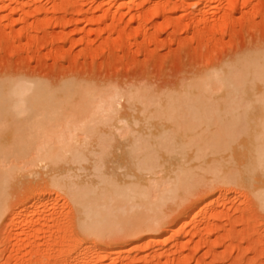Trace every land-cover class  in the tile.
Here are the masks:
<instances>
[{
    "label": "rangeland",
    "instance_id": "rangeland-1",
    "mask_svg": "<svg viewBox=\"0 0 264 264\" xmlns=\"http://www.w3.org/2000/svg\"><path fill=\"white\" fill-rule=\"evenodd\" d=\"M102 1L0 0V92H7L18 80L40 91L26 94L27 102L13 109L8 103L0 108V144L29 145L32 156L37 144L76 143L82 153L79 157L86 160L77 169L80 177L91 172L94 159L114 166L130 158L126 153L136 136L138 144L159 149L178 145L177 154L170 152L176 159H191L193 147L213 141L214 135L230 146L198 147L196 160L217 164L216 159L221 163L228 156L231 159L232 152H247L249 146L244 145H249V136L236 130L239 127L228 124L216 133L213 120L210 127L189 117L179 123L171 120L173 124L159 118L152 107L141 113L140 103L128 101L122 93L139 85L155 95L174 93L195 76L232 64L253 49L260 51L264 48V0H215L203 12L202 0H139L130 6V0L100 5ZM115 89L121 94L113 97ZM88 91L94 93L92 100H86ZM163 94L162 102L166 100ZM2 96L8 95L0 94V100ZM85 100L91 102L86 105ZM97 103L106 109L103 116L97 115ZM78 109L84 113L76 121L71 114ZM142 151L137 157L146 156ZM160 151V157L172 156ZM216 154L220 157L213 158ZM40 172L46 175L50 169ZM210 175L201 173L199 184L189 188H194L193 195L185 191L178 194L180 198L165 202L157 230L128 239L116 229L122 234L114 236L113 232L111 237L107 234L93 241L70 235L72 243L65 236L72 231L68 229L71 224L76 225V216L62 193L46 186L42 174L23 176L11 191L0 220V264H63L64 249L77 253L69 264H264V209L249 201L248 189L220 184ZM34 197L42 199L37 207L41 213L37 209L38 214L25 222L21 209ZM205 203H209L207 208L193 221L194 211ZM151 237L153 241H148ZM75 239L80 241L77 246ZM85 245L87 250L82 248ZM99 250L111 252L99 257L80 255Z\"/></svg>",
    "mask_w": 264,
    "mask_h": 264
},
{
    "label": "bare ground",
    "instance_id": "bare-ground-1",
    "mask_svg": "<svg viewBox=\"0 0 264 264\" xmlns=\"http://www.w3.org/2000/svg\"><path fill=\"white\" fill-rule=\"evenodd\" d=\"M137 1L139 0H130L129 6ZM144 1L148 2L150 0ZM214 1L215 0H202L200 4L202 12L212 6V2ZM227 1L230 2L229 0H226V2ZM111 2H113V0H103L100 5H108ZM226 4L228 5V3ZM127 12H131L130 7L127 9ZM256 49H253L252 52H247V54L243 53L239 55L240 57L238 56L237 59H234V61H232V64L226 66H224L225 64L221 65L218 67V69L212 70L211 73H209V70V74L206 73L207 75L205 74V76L204 74H201L202 77H199L201 76L199 75V78L196 76L194 77L195 79L191 78L190 80L193 81H190L191 83H188V85L186 84L184 86H180L181 88H179V90L177 89V92L173 90L174 93H170L169 91L164 94L162 93L166 99L164 102L160 100L162 94L155 95L151 90H149V88L143 87L142 85L141 86L143 88L139 87V85L138 88L132 87L129 90L126 89L122 93V96H127L128 101L140 103L141 113L146 112L148 108L152 107L154 113L160 116L159 118H164L168 121L170 120L169 122H172L171 120H175L179 123V121L185 120V118L183 117H189L191 120L209 125V123L213 120L216 123V133L226 129L228 124L231 125V127L234 129L239 127L236 130L240 132L242 131L244 134H248L246 136L247 139L249 136V145L243 144L245 147L249 146V148L247 147L249 149H247V152L245 150L244 152H232L230 155L231 159H227L229 157L228 156L224 160L228 161H223V163L218 161L220 158L216 159L217 164L214 162L210 163L209 161H204L203 158L201 160L199 159L200 161L196 160V158H198V154L196 153H199L197 151H200L198 147L206 148L208 146H221L227 148L230 146V143H223L221 142V139H219V136L214 135L213 137H211L213 139L209 138L213 141H205L201 144H196L197 146L193 147L196 148V151L192 148L195 151L193 152L195 153V156L191 159H187L184 157L183 159H176V155L171 154L170 152H173V150H175L174 148L178 147V145L176 147L175 145H172L171 147L162 146L159 149V147H155L150 144H138L139 138L136 136L134 138V141L129 142L130 148L126 153V156L130 158L123 159V161L119 163H117L118 161H113L114 164L117 163L114 166L112 165V163L111 166L105 165V163L107 162L102 158H97L96 160L94 159L93 162L91 161L93 163L91 165V172H87L83 177H80V174L77 173V169L82 168L80 165L82 161L85 160V158L79 157V155L81 156L82 153L81 149L76 143L66 142L58 144H37V146L34 148L32 156L28 155L29 151L31 150L29 148V145L18 144L16 146L0 144V220L10 200L9 198L12 193L11 191L15 188L20 178L23 176L32 177V175L37 174L44 175L45 178L42 179L44 180L46 186H50L56 191V193L58 192V194L59 192H61L63 198H65L66 203L71 208L70 211H72L74 216H79L78 221L76 217H74L76 221L75 219H73L74 223L76 222V227L73 226L74 224H71L70 222L71 228L68 229H71L72 231L69 232V235L65 236L66 240H69L68 242L70 243H72V241H70L72 239L70 238V235L73 236V239L74 236H76L77 239L78 235L82 236L83 239L86 238L93 241V239L95 238H103V236L108 237V235L110 234L111 237L113 235V232L114 234L116 232V234L114 235L116 236L118 235L117 233L119 231H122V233H125L123 235H125L126 239H128L127 237L133 238L138 235L141 236V234L144 232L148 233L149 231L152 232L154 230H157L163 222L161 209L164 207L165 202L167 203V200H172V198L173 200L180 198L181 196L179 195L182 192L184 194L185 191L189 192V188L196 185L198 180H201L199 179L201 173H210L212 179H215L216 182L220 184L233 183L234 187L235 185H237L238 187L240 186L241 188L244 187V189H248L250 193H252L251 198L250 195H248V199H251H249V201H252L255 206H259V208L263 210L264 48H261V50L259 49L260 51H258V49L256 51ZM26 82L27 81L20 80L14 81V83H11L12 85H10V88L8 90L4 89L7 92H0V94L8 95L2 96L3 99L0 100L1 110L4 109V106L7 103L9 104L10 109H13L14 107H17L19 103L27 102L25 97L26 94L40 92L37 86L28 85ZM77 90L75 91L76 94L79 93V89ZM84 90L85 89H83V91ZM119 91L118 89L113 90V97H115V95L117 96L121 94V92ZM88 92L86 93L88 97H86V100H92L94 93H91L92 91L89 93ZM113 97L111 98V100L113 99ZM86 100L84 104H86ZM84 104L82 105V107L84 106ZM78 106L77 108L81 107ZM96 107L99 109L97 115L103 116V114H105L106 112L104 105L97 103ZM81 113L82 111H80V114ZM80 114L78 109L73 114H71V117H74V119H76L77 121V119H79L80 117ZM248 115H250L251 117H249ZM172 123L175 124L174 122ZM249 127L252 129V131H250ZM125 143L128 144V142ZM240 144L238 146H240ZM225 148L224 150H228ZM180 149L182 150L181 147ZM159 150H163V152L165 151L164 153L166 155L167 153H170L172 156L174 155L175 159L171 158L172 156L169 157V154L168 157H160L158 153ZM138 151H142L147 154L146 156L142 155L144 156L143 158L139 156L137 157L136 153ZM175 151L177 154V150ZM178 151L179 154H182L180 153V150ZM222 154L220 152L221 156ZM218 155H214L213 158H217L215 156ZM224 157L225 156H223V159ZM213 158H211V160ZM194 160H196L197 162ZM77 165L79 166L78 168ZM45 168L50 169V172L46 175L40 172L41 169L45 170ZM197 168H199L200 171H197ZM118 170L121 172H118ZM85 171H87V168L85 169ZM89 175L93 176L94 179H92L93 177H88ZM204 181L201 182L205 183ZM51 188L50 190H52ZM45 189H47V187H45ZM193 189L189 192H192V195ZM50 190L48 192H50ZM34 191L36 190H33V192ZM52 192L53 190L51 191V193ZM34 194H36L35 196H39L35 192ZM39 194L41 196V193ZM175 196L176 198L174 199ZM185 196L187 197L189 196V194L186 193ZM185 196H182V198ZM35 198L36 197H34L33 199ZM41 200L42 199L40 198H36L33 202H30V204L28 201V205L26 203L25 207L21 209L25 222L27 221V219L33 217L34 214H38L37 207ZM208 204L209 203L202 204L199 206V210L194 211L192 219L193 221H196L200 217V215L207 208ZM39 210L40 209H38V211ZM55 220L56 219H54V221ZM77 226L79 229L77 228ZM117 227H120V229ZM115 229L119 231H116ZM58 231L60 230L58 229ZM119 233L122 234L121 232ZM49 238H51V236ZM79 238L81 239V237ZM148 241H153V238L151 237ZM68 242L67 244H69ZM79 242H74V244H76L75 246H77V243ZM81 243L80 246H82ZM62 245H65V243ZM71 245L73 246V244ZM71 245L69 244V246ZM71 248L72 247H70V249ZM82 248L83 250H87V248L89 247L85 245ZM90 249H92V247ZM68 251L74 252L69 249ZM77 251L78 248L76 252ZM109 251L111 252V250ZM109 251L99 250L89 255L86 251H82L80 255L82 254L85 258H88L90 255L99 257L103 254L109 253ZM62 253L65 255V261H63V264H69V260H71L70 258H74L77 256V253L75 256V254L72 255L65 249L62 250ZM83 258H81V260ZM84 261L88 263V259L87 261Z\"/></svg>",
    "mask_w": 264,
    "mask_h": 264
}]
</instances>
